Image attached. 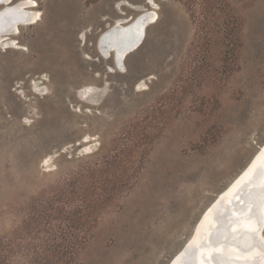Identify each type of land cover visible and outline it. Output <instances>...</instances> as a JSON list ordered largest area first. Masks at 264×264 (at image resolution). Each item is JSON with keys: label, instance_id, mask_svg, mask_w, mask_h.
I'll use <instances>...</instances> for the list:
<instances>
[{"label": "rangeland", "instance_id": "rangeland-1", "mask_svg": "<svg viewBox=\"0 0 264 264\" xmlns=\"http://www.w3.org/2000/svg\"><path fill=\"white\" fill-rule=\"evenodd\" d=\"M156 2L37 0L0 48V264L44 244L167 264L263 143L264 0ZM143 8L156 20L118 69L97 37ZM38 211L45 235L17 246Z\"/></svg>", "mask_w": 264, "mask_h": 264}, {"label": "bare ground", "instance_id": "bare-ground-1", "mask_svg": "<svg viewBox=\"0 0 264 264\" xmlns=\"http://www.w3.org/2000/svg\"><path fill=\"white\" fill-rule=\"evenodd\" d=\"M36 4L37 0H0V48H12L20 27L37 23L40 13L34 8ZM7 12L11 13L8 18ZM156 17L154 10L143 8L131 18L115 19L99 33L96 45L112 51L113 63L120 55L121 66L141 45L147 25ZM116 36L118 45L114 43ZM204 237L205 243L201 240ZM167 264H264V141L204 208L189 237Z\"/></svg>", "mask_w": 264, "mask_h": 264}, {"label": "trees", "instance_id": "trees-1", "mask_svg": "<svg viewBox=\"0 0 264 264\" xmlns=\"http://www.w3.org/2000/svg\"><path fill=\"white\" fill-rule=\"evenodd\" d=\"M105 165L110 161L104 160ZM92 181L90 183L95 182L98 178L96 176H92ZM59 202V200H58ZM48 204V201H46ZM51 203L48 205L50 206ZM44 206L42 205V208ZM44 209V208H43ZM41 211V210H40ZM40 211L37 212V216L30 217L28 223L24 225V233H17L18 236L15 237L17 246H20L18 241L20 239H30L36 237L37 234L43 232L42 236H44L45 230L40 231V224L42 221H47L51 215L46 214L43 212L42 214ZM34 214V213H33ZM39 214V215H38ZM31 221V222H30ZM48 232V231H47ZM53 234V233H52ZM30 244V243H28ZM82 249L81 246H73V245H64V244H44L42 246H27L22 247V250L25 252H31L30 258L28 260V264H75L74 259L78 253V251ZM28 252V253H29ZM40 255V256H39Z\"/></svg>", "mask_w": 264, "mask_h": 264}, {"label": "water", "instance_id": "water-1", "mask_svg": "<svg viewBox=\"0 0 264 264\" xmlns=\"http://www.w3.org/2000/svg\"><path fill=\"white\" fill-rule=\"evenodd\" d=\"M156 1V0H155ZM145 2H147V0H145ZM157 3V2H156ZM117 39V40H116ZM96 43H100L98 40H96ZM114 43H115V45H118V43H119V41H118V36H116L115 37V40H114ZM117 54H118V52H116ZM115 55V54H114ZM119 55V54H118ZM117 55V56H118ZM120 56V55H119ZM118 56V57H119ZM118 57L116 58V60H114V63H115V65H116V67L118 68V69H122V68H120V60H118ZM115 58V57H114ZM119 61V62H118ZM122 62V61H121ZM259 173H260V171H259ZM243 185H245V184H243ZM245 187V186H244ZM219 228L217 227L216 229H213V231L212 232H214L213 234H215L216 233V231L218 230ZM202 240V242L203 243H205V240H206V237H204L203 239H201Z\"/></svg>", "mask_w": 264, "mask_h": 264}]
</instances>
